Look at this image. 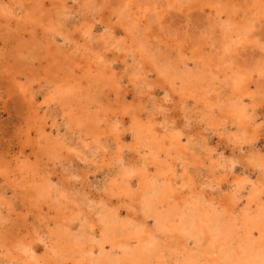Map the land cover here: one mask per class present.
<instances>
[{
  "label": "rangeland",
  "instance_id": "374dc122",
  "mask_svg": "<svg viewBox=\"0 0 264 264\" xmlns=\"http://www.w3.org/2000/svg\"><path fill=\"white\" fill-rule=\"evenodd\" d=\"M0 264H264V0H0Z\"/></svg>",
  "mask_w": 264,
  "mask_h": 264
}]
</instances>
